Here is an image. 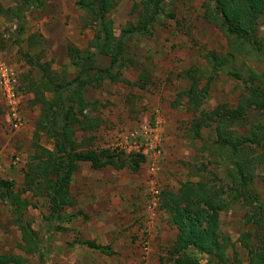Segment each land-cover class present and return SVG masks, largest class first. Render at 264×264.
Wrapping results in <instances>:
<instances>
[{
  "label": "rangeland",
  "instance_id": "374dc122",
  "mask_svg": "<svg viewBox=\"0 0 264 264\" xmlns=\"http://www.w3.org/2000/svg\"><path fill=\"white\" fill-rule=\"evenodd\" d=\"M78 1L44 0L40 8L26 13L21 48L35 60L39 57L37 61L48 62L61 77L73 78L75 75V67L68 55L69 45L85 52L96 32V27L89 23L91 18L77 5ZM116 1L117 7L109 16L119 35L128 21H136L131 10L135 2L142 0ZM18 2L0 0V6L13 8ZM207 5L212 12H220L217 0H172L170 12L176 15L175 18L157 26L152 36H139L129 42L127 52L136 64L124 71V81H108L102 87L85 90L87 100L104 104L91 113L94 117L100 115L104 122L98 130L78 132L79 142L93 135L95 147L111 149L115 147L118 131L134 130L145 113L153 118L157 113L163 116L170 157L176 158L174 162L169 161L170 166L164 160L157 200L150 192V173L144 164L139 171L133 172L129 168L118 170L111 166L97 170L90 163H80L70 185L75 205L66 207L65 211L77 216L70 223L53 225L50 233L53 252L46 264H171L170 249L177 229L170 222V214L160 208L163 193L176 192L182 183L209 178L211 173L227 184L226 167L211 155V150L216 147L215 128H202L198 135L193 128L200 110L190 105L183 95L194 82L187 72L193 68L199 70V89L210 83V90L203 95L205 111L220 104L236 107L245 84L226 70L247 79L251 78L252 72H264V14L257 20L256 45H253L223 33L208 22L204 17ZM10 16L5 12L0 14V76L4 69L13 74L16 92L21 96L20 112L27 125L14 127L12 118L9 120L6 115L0 88V174L14 182L16 191L22 192L27 187L25 176L35 153V133L41 115V105L32 102L34 95L26 89L31 79H39L40 72L25 62L20 47L13 42L9 31L15 29L16 23ZM109 64L110 57L99 56L98 68H106ZM215 65L222 69L214 71ZM143 68H146L149 81L143 86L136 85ZM46 96L51 97L49 93ZM237 128L245 133L246 128ZM38 142L53 149V140L44 133H40ZM179 154L182 158H177ZM222 154L219 157L227 162V154ZM189 155L191 160H185ZM259 173L264 174V168ZM251 190L264 202L263 181L256 179ZM22 196L29 202L23 215L44 240L48 233L49 198L32 191L22 192ZM240 202L235 206L239 207ZM238 207L222 213L221 232L234 241V246L228 250L229 263L249 264L248 253L239 239L249 229L250 225L243 220V212L251 207H245L244 211L243 206ZM85 239L110 244L116 254L108 256L88 247L65 250L68 242ZM21 242V231L8 206L0 199V255H24L28 259L26 264H39V252H23Z\"/></svg>",
  "mask_w": 264,
  "mask_h": 264
},
{
  "label": "trees",
  "instance_id": "16d2710c",
  "mask_svg": "<svg viewBox=\"0 0 264 264\" xmlns=\"http://www.w3.org/2000/svg\"><path fill=\"white\" fill-rule=\"evenodd\" d=\"M171 2H135L131 11L136 15V21H128L117 35L114 21L109 15L117 7L118 1L79 0L77 5L91 18L89 23L96 27V32L85 52L69 45L68 55L75 67L73 78L61 77L48 62L37 61L39 57L35 60L21 48L26 13L40 8L44 0H19L16 7L7 9L0 6V14L5 12L11 15L16 23L15 29L9 32L13 42L20 47L22 58L40 72L39 79H31L26 89L27 93L34 95L32 102L41 105V115L35 133V153L25 176L27 187L22 192L32 191L49 198L50 212L46 217L48 233L44 240L40 239L32 223L23 215L29 202L23 198L21 191L15 190L13 181L0 174V199L8 206L21 231L20 248L27 254L38 251L39 264H46L53 252L50 245L53 225L70 223L77 216L65 211L66 207L75 205L70 185L81 162H88L97 170L111 166L118 170L129 168L133 172L139 171L146 162L143 154H128L118 147H112V150L95 147L93 135L85 138L88 142L84 138L79 142L76 136L80 131L98 130L104 122L100 115H91L104 104L98 100H87L86 88L102 87L108 81H124V71L136 64V60L127 52L129 42L139 36H152L157 26L165 25L169 18H175L176 15L170 12ZM217 3L220 5L218 14L207 5L204 13L207 21L227 35L256 45V24L264 14V0H217ZM31 39H34V35ZM99 56L110 57V65L98 68ZM221 69L220 65H215L213 70L217 72ZM142 70L136 85L143 86L149 81L146 68ZM192 70L187 73L194 78V82L183 95L190 105L200 110L193 128L197 135L202 128H215L216 147L211 150V155L226 167L225 178L228 182L223 183L219 176L211 173L209 178L182 183L176 192L163 193L160 208L170 214V222L177 229L169 260L171 264H230L228 250L234 246V241L221 232V216L223 212L237 208L235 205L241 201L238 208L243 206L241 209L244 211L245 207L250 206L251 209L243 212V220L250 226L239 242L248 253L249 264H264V202L251 190L256 179L264 182V174L259 173L264 168V72H252L251 78L247 79L225 69L242 80L244 92L236 107L220 104L207 112L202 107L203 95L210 90V83L199 89V73L194 68ZM47 93L51 95L50 98L46 96ZM237 126L246 128L245 133L239 132ZM40 133L53 140V149L38 142ZM221 152L227 154V162L219 157ZM59 228L65 230L64 227ZM80 247H88L108 256L116 254L110 244L103 245L89 239L68 242L65 250ZM27 260L24 255H0V264H26Z\"/></svg>",
  "mask_w": 264,
  "mask_h": 264
},
{
  "label": "built area",
  "instance_id": "2783aa9c",
  "mask_svg": "<svg viewBox=\"0 0 264 264\" xmlns=\"http://www.w3.org/2000/svg\"><path fill=\"white\" fill-rule=\"evenodd\" d=\"M0 88L5 102L7 112L12 118L15 128H20L25 124L22 112H20L21 96L15 89V79L13 74L4 69L0 76ZM160 121L152 124H144L137 131L121 133L114 142V146L120 151L128 154H143L146 157V164L150 173V192L156 196L160 193L158 188L161 180L162 168L164 163L163 140L160 132Z\"/></svg>",
  "mask_w": 264,
  "mask_h": 264
},
{
  "label": "crops",
  "instance_id": "0c3cea01",
  "mask_svg": "<svg viewBox=\"0 0 264 264\" xmlns=\"http://www.w3.org/2000/svg\"><path fill=\"white\" fill-rule=\"evenodd\" d=\"M110 65V64H109ZM187 70L188 69H186V72H187ZM192 70V69H191ZM193 71V70H192ZM199 72V70H197V73ZM188 90V87L186 88V90L185 91H187ZM24 96H22V102H23V100H24V98H23ZM21 105H22V103H21ZM6 115H8V117H9V120H10V115H9V113L6 111ZM7 117V116H6ZM8 117H7V119H8ZM136 122H137V120H135ZM156 121H160V123H161V126H160V132H161V136H162V140H163V149H164V160L166 161V163H167V161H168V163H167V166H170V165H172L171 163H169V161L170 160H173V162L175 161V158L176 157H173L172 159H171V157H170V147H169V144H170V142H166V136H165V133H166V131H165V129H164V118H163V116H161L159 113H157V114H154V118H153V116H150V114H144L143 116H142V119H141V122H139L136 126H134L133 127V129H139V128H141L144 124H152V123H155ZM136 122H134V123H136ZM26 124V123H25ZM27 125V124H26ZM24 127V126H23ZM204 129H206V128H204ZM131 130H128V129H122V130H119L118 131V133H117V135L119 136V134H121V133H128V132H130ZM202 132V131H201ZM116 140H114V142H115ZM188 153V152H187ZM186 153V154H187ZM165 156H166V158H167V160L165 159ZM187 156H188V154H187ZM177 158H182L181 157V154H179L178 155V157ZM185 160H187V161H190L191 159H190V155H189V157H187V158H185ZM81 163H88V162H81ZM144 165H146L147 166V164H146V162L145 163H143ZM164 164V163H163ZM91 165V164H90ZM167 169H169V167H167ZM72 185V184H71ZM71 189V188H70ZM175 240H176V238H175ZM175 240H174V242H175Z\"/></svg>",
  "mask_w": 264,
  "mask_h": 264
}]
</instances>
